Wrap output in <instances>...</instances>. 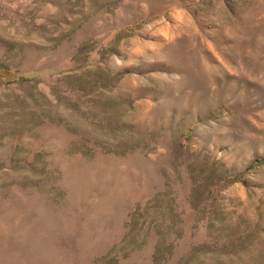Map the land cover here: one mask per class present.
Returning <instances> with one entry per match:
<instances>
[{"label": "rangeland", "instance_id": "1", "mask_svg": "<svg viewBox=\"0 0 264 264\" xmlns=\"http://www.w3.org/2000/svg\"><path fill=\"white\" fill-rule=\"evenodd\" d=\"M0 264H264V0H0Z\"/></svg>", "mask_w": 264, "mask_h": 264}]
</instances>
